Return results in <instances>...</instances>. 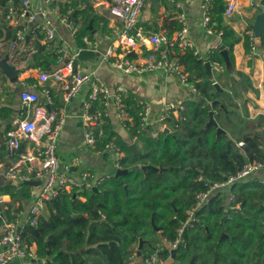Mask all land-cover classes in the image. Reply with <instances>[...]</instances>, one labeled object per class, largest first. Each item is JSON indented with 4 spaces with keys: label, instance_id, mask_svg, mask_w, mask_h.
Masks as SVG:
<instances>
[{
    "label": "trees",
    "instance_id": "trees-1",
    "mask_svg": "<svg viewBox=\"0 0 264 264\" xmlns=\"http://www.w3.org/2000/svg\"><path fill=\"white\" fill-rule=\"evenodd\" d=\"M7 1L0 0V5L5 6ZM19 1L14 0L16 5ZM59 7L75 22L78 19L76 40L79 47H86L83 38L93 36V30H99L100 25L103 31H108L107 19L90 3L65 0ZM225 8V0H214L212 18L218 23L216 31L222 32V42L217 48L203 57L192 49L179 52L180 62L195 83L198 96L192 95L184 101L186 109L180 118L169 115L166 122L170 131L161 130L153 136L150 130H143L139 116L142 110L140 97L128 90L124 101L133 121L127 122V129L139 153H133L131 142L114 129L109 119L104 121L103 135L93 149L106 152V144L115 142L124 153L121 167L129 171L119 177L113 174L106 178L96 191L85 189L76 197L74 193H63L54 199L53 206L48 203L50 212L39 218L38 226L24 227L25 244L28 247L36 244L38 257L50 259L43 264H130L129 258L139 246V237L145 240L142 256L163 247L161 256L166 260L171 258L170 264H189L194 256L195 264H264V184L260 182L261 173L237 181L230 190L215 192L197 210L192 225L184 230L185 242L176 249L174 259L172 250L162 244L164 238H176L177 230L196 204V194L205 190V181L225 180L247 159L264 161V114L251 118L240 110L237 101L240 93L253 88V83L248 74L236 69L234 47L243 40L249 55L255 42L249 33L241 36L232 26L223 24ZM91 20L93 28L89 29ZM12 29L7 27L9 37L14 36L15 30ZM249 29L254 31L252 25ZM41 38L42 34L36 32L34 43L38 51L33 55L31 65L48 70L54 59L41 43ZM224 49L228 51L232 70L225 66ZM261 49L264 52V32ZM207 60L211 64L217 61L224 65L228 75L224 89L230 94L217 90L214 83L220 81L207 74ZM249 63L253 65L251 61ZM241 80L244 86L240 84ZM214 100L220 102L208 107L207 103ZM248 100V97L244 98V102ZM211 110L224 132H218L216 126L200 131L209 120ZM11 114L12 108L0 107L1 117L7 118ZM240 141L244 142L242 146L238 144ZM145 165L149 166L143 168ZM200 176L204 180H199ZM21 185L28 198L32 185ZM18 188L13 181L0 186V194H10L22 202ZM230 191L235 200L228 203ZM80 196L86 200H81ZM6 215L13 218L15 213L8 210Z\"/></svg>",
    "mask_w": 264,
    "mask_h": 264
},
{
    "label": "built area",
    "instance_id": "built-area-1",
    "mask_svg": "<svg viewBox=\"0 0 264 264\" xmlns=\"http://www.w3.org/2000/svg\"><path fill=\"white\" fill-rule=\"evenodd\" d=\"M173 1L178 8H182L179 0ZM48 2L44 5L35 3L33 0H20L16 5L14 0H8L4 6L5 17L15 30L10 41V48L5 54L8 57L7 61L17 70L22 63L27 64L38 51L34 43L38 31L42 34L41 43L45 45L54 61L50 70L30 64L27 70L34 72L35 81L30 84L25 80L20 81L23 85L41 89L47 97V104L40 101L36 91L24 89L20 95L23 110L21 113L25 114L31 105H34V112L27 118L16 119L14 127L5 135V140L0 138V149L6 150L13 159L12 163L6 167L0 157V175L4 174L12 181L18 182V186H22L21 184L27 180L42 181L40 187L33 186L30 189L34 200L29 213L25 216L18 210L13 218L8 217L5 195L0 194V264H10L25 258H37L38 253L25 244L22 229L26 225L38 226L39 218L51 200L60 196L61 193L77 194L85 189L92 190L110 177V175H100L91 171H83L76 177L68 166L66 169L60 167L59 136L67 112L64 109L55 110L48 107L54 103V99L46 84L53 80L62 90L66 102L71 101L85 84H89L88 99L81 114V120L86 127V143L92 148L96 146L98 138L103 135L102 126L106 119L115 117L126 128L127 122L133 121V116L129 114L124 101L128 90L122 86L110 88L100 76L84 69L78 53L72 52L62 38L58 39L59 24H63L74 37L77 36L79 25L69 14L61 11L59 5L55 4V0H48ZM146 2L147 0H110L105 4V15L110 23L105 37L111 40V44L100 53L101 58L128 73L164 72L166 76L177 78L194 96L198 95L195 83L190 80V74L179 58V52H185L187 49H192L195 54L203 57L189 36L186 13L179 12L180 28L172 36L160 31H144L140 22ZM213 2L214 0H202L201 4L202 24L209 33L217 32L215 28L218 23L212 18L211 13ZM225 2L226 8L223 15L231 17L237 10V0H225ZM22 20L32 22L31 29L28 30L22 25ZM217 33L222 34L221 31ZM29 39H31L30 43H28ZM252 39L254 40V36ZM83 41L86 47L82 49L97 51L100 48V42L91 36H85ZM146 47H150L151 50L144 55L141 48ZM254 47L255 45L252 48ZM136 50L143 54L139 60L132 57V53ZM212 68L225 70L224 65L217 61L212 63ZM140 104L142 110L139 116L142 129L150 130L153 136L158 133L157 123L166 122L170 114H175V118L178 119L186 109L184 103L172 101L166 104L165 113L160 115L159 119L153 120L151 102L140 100ZM238 144L242 146L244 142L240 141ZM21 146V152H18ZM105 149L113 151L116 168H122L121 159L124 153L116 143L113 141L107 143ZM253 173H261L260 182L264 184L263 160L246 162L236 173L230 174L223 181H205V190L196 194V204L189 211L187 220L177 230L176 238L174 240L164 238L166 244L163 246L171 250L179 248L185 242L184 230L192 225L197 210L206 204L215 192L226 188L230 190L237 181ZM198 179L204 180V177L200 176ZM234 200L235 195L230 191L228 203ZM236 207L239 209L240 205L237 204ZM162 250L163 247L147 253L143 256L142 263L162 264ZM137 258L132 254L129 258L130 264H137Z\"/></svg>",
    "mask_w": 264,
    "mask_h": 264
},
{
    "label": "crops",
    "instance_id": "crops-1",
    "mask_svg": "<svg viewBox=\"0 0 264 264\" xmlns=\"http://www.w3.org/2000/svg\"><path fill=\"white\" fill-rule=\"evenodd\" d=\"M35 3H41L46 5L48 0H33ZM63 3L65 0H57ZM182 3V8H178L173 0L171 2H166L165 0H147L148 9L143 10L141 17L140 26L144 31L148 32H164L172 36L179 28L180 24L178 21L179 12L184 11L187 16V21L189 25V36L193 41L195 48L202 55L206 56L207 53L213 49L217 48L222 42L221 35L218 33H209L205 30L202 24V0H179ZM110 0H95L93 2H87L85 4H91L93 8L103 15L108 21V30L110 28V23L106 17V3ZM96 5V6H95ZM4 13L0 14V58L4 57L10 48V41L12 37H9L8 26H11L14 31L12 24L8 22L5 17V7L3 6ZM264 11V5L262 0H237V10L231 17H224V25L232 26L237 33L241 36L249 33L254 36V31L249 29L256 20L259 13ZM55 19L58 20L57 17ZM119 23L120 20H118ZM28 30L33 26L32 22L27 20L21 21ZM103 26V23H101ZM254 30V29H253ZM11 31V32H13ZM95 33L91 36L100 42V48L96 52L102 53L111 44V40L105 37V33L108 31H103L101 25L99 30H93ZM77 36H72L70 31L59 24L58 39L62 38V41L67 44L72 52H79L82 47H79ZM35 39V38H34ZM252 48L251 53L246 54V49L243 40L237 43L234 47V54L236 59V69L245 72L251 78L253 83V88H250L246 93H240L237 97V101L240 105V110L251 118H256L257 116L264 114V52L261 46ZM262 45V44H261ZM150 47L141 48V51L146 55L150 51ZM183 53V52H181ZM143 54L140 51H134L132 57L140 59ZM81 60V59H80ZM83 67L86 71L91 72L97 76H100L110 88H115L117 86H122L133 92L140 100H149L152 104V118L153 120L159 119V116L165 113V106L169 102H182L192 98V92L184 87L177 78L166 76L164 72H148L144 74L138 73H128L112 66L109 62L103 61L101 56H96L94 58L89 57L87 60H81ZM252 62V66L249 62ZM32 63V59L27 62V64L22 63L19 66L18 77L15 81L11 83L7 82L9 80L6 75L0 70V107H10L12 108V114L7 117H1L0 115V130L3 136L0 137L1 140H5V135L7 132L14 127V121L18 118H27L34 112V105H31L25 114H22V99L21 92L24 89H29L36 91L39 94V99L42 103L47 104V97L44 92L39 88H33L31 85H23L20 83L21 80H25L28 84L35 81L34 72L27 70L28 66ZM53 62L50 63L48 70L52 69ZM223 88H226L224 82L228 80V75L225 71L214 69L213 74L216 76ZM224 84V85H223ZM50 88L51 94L54 99V103L51 104V108L55 110L64 109L67 112L64 125L61 129L59 136V146H58V158L60 161V167L66 169L67 166L74 176L78 177L83 171H91L100 175H113L116 173V166L114 162V153L112 150H107L106 152L96 151L89 145H87L85 140V124L81 120V114L87 103L89 94V84H85L78 94L71 100L66 102L63 97L62 90L50 80L47 84ZM227 85V84H226ZM248 97L249 100L244 102V98ZM49 105V104H48ZM175 116V114H173ZM111 123L114 129L127 141L135 143L131 139L128 129L118 122L115 117H111ZM163 123V126L156 124V129L164 130L168 127L167 122ZM23 146V150H24ZM2 150V155L0 156L3 160L5 166H9L13 159ZM79 160V162H78ZM12 180L7 178L4 174L0 175V186H6L12 184ZM41 184L32 185L40 187ZM98 187V186H97ZM31 189V188H30ZM30 192V191H29ZM80 193V192H78ZM77 193V194H78ZM76 194V196H77ZM5 200L7 202L8 208L6 211H12L15 213L17 210L23 212V216L29 213L31 206L33 205L34 197L29 193V197L22 200V202L12 198L10 194H4ZM81 200L85 201L86 197L80 196ZM49 207L45 209L44 214H49ZM25 227V226H24ZM23 227V229H24ZM22 229V230H23ZM37 252L36 244L29 246ZM139 247V246H138ZM136 263L143 264V256L137 254ZM37 258L32 259H22L15 260L10 264H38ZM47 259V258H46ZM169 259H163L168 263ZM44 260V259H42ZM163 264V263H162Z\"/></svg>",
    "mask_w": 264,
    "mask_h": 264
},
{
    "label": "water",
    "instance_id": "water-1",
    "mask_svg": "<svg viewBox=\"0 0 264 264\" xmlns=\"http://www.w3.org/2000/svg\"><path fill=\"white\" fill-rule=\"evenodd\" d=\"M55 2H58L57 0H55ZM61 3V2H59ZM73 16L76 17V12L73 13ZM76 22L78 23V19H76ZM89 29H92L93 28V20L90 21V24L88 26ZM253 29H254V34H255V43L257 46H261L262 44V35H263V32H264V11L259 13L256 17V20L253 24ZM93 33H95V31H93ZM100 55V52H96L92 49H82L78 52V58L81 59V60H87L89 57L91 58H94L96 56H99ZM222 55L224 57V60H225V66L229 69V70H232L233 66H232V62L230 60V57H229V54H228V51L226 49L222 50ZM8 57L7 56H4L2 58H0V70H2V72L6 75V77L11 80V81H15L18 77V70L16 69V67L12 64H10L8 61H7ZM206 71H207V74L212 78L214 76L213 74V68H212V64L209 60L206 61ZM217 90L218 91H221V92H224L225 94H230L226 89H224L219 82H215L214 83ZM240 84L242 86H244V81H240ZM193 95V93H192ZM195 96H198V95H195ZM64 97V96H63ZM220 101L219 100H214L212 102H209L207 103V106L208 107H211V106H214L216 103H219ZM223 106V105H222ZM49 108H51V106H48ZM209 120L207 121L206 125L204 128H202L200 131L203 132L206 128H209L211 126H216L217 129H218V132H224L225 130L222 129L219 125H218V122L216 121L215 119V116H214V111L211 110L210 111V114H209ZM165 131H170V129L168 127H166L164 129ZM130 148L131 150L133 151L134 154H138L139 151L137 149V146H136V143H132L130 144ZM21 149H22V146L19 148L18 152H21ZM4 153L6 154L7 151L5 150ZM250 160L247 159L246 162H249ZM149 165H145L143 166V168H146L148 167ZM159 170H162L163 168H158ZM129 170L126 169V168H119L116 170V173H115V176L116 177H119V176H122L124 174H126ZM17 185H19L18 182H15ZM25 184H30V185H37V184H41L42 181L41 180H27L24 182ZM93 190H98V187L95 186L93 188ZM18 194H19V198L22 199V200H25L24 198V188L22 186H19L18 188ZM63 194L61 193L60 196H62ZM74 196L76 197V194H74ZM50 204L53 206L54 204V200H51L50 201ZM155 229L157 231H160V228L159 227H155ZM145 243V240H143L141 237H139V247H138V255L141 256L142 254V248H143V245ZM172 253H173V259L175 258V254H176V249H173L172 250ZM195 258L196 256H194L190 263L189 264H195ZM50 259L47 258V259H38L37 260V263L38 264H43V263H46V262H49Z\"/></svg>",
    "mask_w": 264,
    "mask_h": 264
},
{
    "label": "rangeland",
    "instance_id": "rangeland-1",
    "mask_svg": "<svg viewBox=\"0 0 264 264\" xmlns=\"http://www.w3.org/2000/svg\"><path fill=\"white\" fill-rule=\"evenodd\" d=\"M93 1H95V0H80V2L82 3V4H85V3H87V2H93ZM166 2L168 1V2H171V0H165ZM148 7V4H145V7H144V10L146 9ZM148 9V8H147ZM146 9V10H147ZM4 13V9H3V6L2 5H0V14H3ZM215 79L217 78V73H216V76L214 77ZM7 82H9V83H11L12 81L11 80H7ZM225 84V85H224ZM224 86L226 87V83L224 82ZM146 101H149V100H146ZM159 126H163V123H159L158 124ZM162 244L163 245H165L166 244V242H165V240H162ZM136 249L134 250V253H133V255L135 256V257H137V252H136V250H138V248L137 247H135ZM171 261H172V259H170V260H168V263L167 264H170L171 263ZM163 262V264H166V261H162Z\"/></svg>",
    "mask_w": 264,
    "mask_h": 264
}]
</instances>
